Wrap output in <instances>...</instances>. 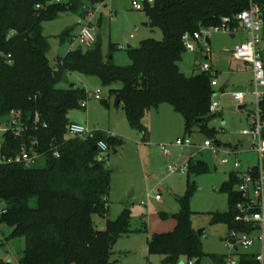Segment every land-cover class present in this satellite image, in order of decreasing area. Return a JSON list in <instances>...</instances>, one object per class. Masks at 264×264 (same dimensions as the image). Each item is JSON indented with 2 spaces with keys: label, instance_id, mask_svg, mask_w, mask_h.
I'll return each mask as SVG.
<instances>
[{
  "label": "trees",
  "instance_id": "16d2710c",
  "mask_svg": "<svg viewBox=\"0 0 264 264\" xmlns=\"http://www.w3.org/2000/svg\"><path fill=\"white\" fill-rule=\"evenodd\" d=\"M106 1L90 0L93 6ZM253 2L264 7V0ZM250 4L251 0H158L153 5L146 4L144 10L150 25L162 32L163 39H147L140 47L128 49V66L115 63L113 47L104 57L101 44L86 50L70 49L51 65V44L44 35V24L66 12L87 16L82 4L0 0V124L8 126L16 112L26 129L21 138L12 131L5 133L0 156L14 160L23 152L38 153L39 160H43L32 167L0 163V209L6 211L0 225L6 223L12 229L7 239L24 240L20 264H112L117 239L130 233L129 217L125 215L116 222L108 221L105 231L96 228L94 216L106 218L109 210L111 178L106 160H99L98 143L103 141L110 147L115 138L103 132H94L87 139L70 137L69 115L82 109L88 92L74 85L63 89L59 84L73 74L98 78L110 88V96L125 111L130 127L145 137L146 116L161 105H169L184 118L187 134L198 126L202 133L216 139L217 131L207 126L217 116L210 112L215 93L212 75L188 77L181 71L180 62L187 52L183 37L202 27L222 26L225 19L235 31L240 27L238 15ZM38 5L42 8L37 9ZM69 30L61 39L73 44L75 37L71 39ZM117 84L122 87L116 88ZM197 119L204 122L197 125ZM55 151L60 158L54 156ZM187 165L188 172L191 167ZM195 169L194 173L209 170L204 164ZM237 182L235 173L231 174L230 182L222 188L228 194L230 212L215 216L229 229L237 227ZM192 196L189 177L187 192L179 197L180 211L171 216L177 223L175 229L148 238V253L161 256L164 264H178L181 257L192 260L205 255L201 237L192 225ZM213 257L225 264L226 260ZM244 259L246 263H256L253 257Z\"/></svg>",
  "mask_w": 264,
  "mask_h": 264
},
{
  "label": "rangeland",
  "instance_id": "374dc122",
  "mask_svg": "<svg viewBox=\"0 0 264 264\" xmlns=\"http://www.w3.org/2000/svg\"><path fill=\"white\" fill-rule=\"evenodd\" d=\"M43 1L51 5L55 0ZM72 1L82 4L88 12L87 16L66 12L59 19L44 24V35L51 44L48 54L51 65H55L57 59L65 56L70 49H87L76 41V37L88 24L94 25L97 36L102 38L104 57L109 56L113 47L112 57L119 66L131 63L128 45L137 48L147 39H163L162 32L150 25L147 12L134 9V0H107L96 6L90 0H62L61 5H69ZM67 29H70L71 39L75 37L73 44L61 39ZM233 35L235 38H232ZM209 39V52L203 47L196 52L187 51L180 62V69L186 76L192 77L200 74L201 64L208 63L213 68L212 75L217 72L219 86L216 88V99L219 109L217 116L207 122L209 129L217 131L216 139L202 133L198 126L187 134L184 118L169 105H161L146 116L144 125L149 133L145 137L142 132L130 127L125 111L116 106L115 98L110 96V88L104 87L98 78L73 74L59 84L63 89L74 85L88 92L87 109L73 110L69 115L70 122L87 125L93 132H103L115 138L108 152L101 154L111 172L109 210L106 218L94 216L99 231L107 229L108 221L116 222L124 215L129 217L130 233L117 239L112 249V264H164L161 256L148 253V238L175 229L177 223L171 216L180 211L179 197L186 194L189 177L193 188L190 206L192 225L195 230H205L201 237L205 255L192 260L181 257L178 264H189L190 261L192 264H219L213 256L222 260L230 258L231 253L226 247L230 229L226 223L217 221L215 216L230 212L229 197L222 188L236 172L233 162H241L243 170L259 163V154L252 151V140L243 135L249 127L255 101L252 96V73L233 54L237 45L247 41L246 34L239 27L235 31L212 33ZM121 46L125 48L121 50ZM224 85L226 89L222 91ZM115 87L121 88L122 84ZM98 91L102 99L108 101L109 108L95 99L94 94ZM237 92L247 95L244 104L234 101L233 96ZM242 105L248 108L240 110ZM4 135L0 131V149L5 142ZM179 139L189 140L192 146H177ZM206 141H212L219 151L206 149ZM217 142L223 146L220 147ZM163 146L169 151L168 156L162 151ZM227 157L231 161L229 165L223 163ZM38 161L43 163V160ZM181 164H189L190 171L172 173L169 170L170 166ZM202 164L207 166L208 172L194 173L195 168ZM234 189L238 190L237 185ZM157 196L160 200L156 199ZM0 207L3 205L0 204ZM163 215L168 217L164 219ZM9 233L10 227L6 223L0 225V264H20L25 242L23 239H7ZM255 251H240L233 256V260L236 264H249L244 262V258L255 259Z\"/></svg>",
  "mask_w": 264,
  "mask_h": 264
},
{
  "label": "built area",
  "instance_id": "2783aa9c",
  "mask_svg": "<svg viewBox=\"0 0 264 264\" xmlns=\"http://www.w3.org/2000/svg\"><path fill=\"white\" fill-rule=\"evenodd\" d=\"M158 0H134L132 5L134 9L142 11L146 4L153 5ZM55 4H61L62 0H55ZM42 6L38 5L37 9H41ZM240 28L244 34L248 36V40L240 45H237L234 50V58L238 61H243L252 66L253 71V91L252 96L255 100V105L252 107L253 111L250 116V122L248 129L243 131V135L249 137L252 140V151L259 154V163L256 165H250L248 170L242 169V164L238 160L233 162V166L236 170L235 175L237 178V192L240 196V201L235 205V218L234 221L237 227L230 229L229 237L226 240V247L230 251V258L225 261V264H236L233 260V256L240 251L248 252L251 249H255V261L257 264H264V7L259 6L251 0L250 7L240 13L237 17ZM229 20L225 19L222 26L205 28L202 27L195 33H186L183 37V43L186 51L196 52L198 48L203 47L209 52L208 43L209 36L212 33L229 32L232 31ZM97 29L94 25L88 24L82 28L80 34L76 37V41L84 47L92 48L97 44ZM131 38H134L132 35ZM125 47L121 46L123 50ZM206 60H208L206 58ZM200 73L211 74L213 68L210 64L204 63L199 66ZM212 75V88L215 93L212 98L210 112L216 113L219 109V102L216 97V88L219 86L217 79V72ZM96 100H103L100 91L94 94ZM233 99L239 104H244L247 100V95L242 92L234 94ZM83 109H87V103L84 101L81 104ZM39 120H36V123ZM46 127V126H44ZM4 134L12 131L15 137L21 138L25 135L26 129L20 125L19 114L12 113V121L10 124L3 125L0 129ZM94 132L90 130L87 125H80L72 123L68 127V135L74 138L87 139L92 136ZM110 138H114V135H110ZM219 145V144H218ZM177 146L188 148L192 146L189 140H178ZM221 147V145H219ZM204 147L218 152L216 145L212 141H206ZM98 149L100 151L99 160H106L102 153H106L109 150L107 143L100 141L98 143ZM162 151L165 156L169 155V151L165 146L162 147ZM236 154V153H235ZM230 155V154H228ZM56 158H60L58 151L54 152ZM40 159L38 153L23 152L22 155L17 156L14 160H6L0 157V163H23L26 167H32ZM223 163L229 165L230 159L224 158ZM257 167L258 172H253V168ZM169 170L174 172H187L188 165H174L170 166ZM160 200V197H156ZM6 213L5 210L0 209V217ZM189 264H192L190 262Z\"/></svg>",
  "mask_w": 264,
  "mask_h": 264
},
{
  "label": "water",
  "instance_id": "95a60500",
  "mask_svg": "<svg viewBox=\"0 0 264 264\" xmlns=\"http://www.w3.org/2000/svg\"><path fill=\"white\" fill-rule=\"evenodd\" d=\"M207 41H208L209 44H211L210 39H208ZM101 43H102V38H101L100 35H98L97 36V44H101ZM130 48H131V46L129 45L128 49H130ZM111 59H112V57H111ZM221 90L224 91L225 90V86H223L221 88ZM100 103L105 108H109V104H108L107 100L103 99V100L100 101ZM245 108H246L245 106H240L239 107L240 110L245 109ZM203 122H204V119H197L196 120V124L197 125H201ZM253 172L257 173L258 172V168L257 167L253 168ZM130 196H133V194H131ZM196 232H197L198 236L202 237L204 235L205 230L204 229L203 230H196Z\"/></svg>",
  "mask_w": 264,
  "mask_h": 264
},
{
  "label": "crops",
  "instance_id": "0c3cea01",
  "mask_svg": "<svg viewBox=\"0 0 264 264\" xmlns=\"http://www.w3.org/2000/svg\"><path fill=\"white\" fill-rule=\"evenodd\" d=\"M146 27H147V25H146ZM82 30V29H81ZM81 32V31H80ZM263 33H264V31H263ZM80 34V33H79ZM247 36V35H246ZM232 38H235V36L233 35L232 36ZM133 39V38H132ZM247 40H248V36H247ZM129 46V45H128ZM263 46H264V43H263ZM206 58L208 59V55H206ZM245 63V62H244ZM245 65H246V67L248 68V69H250V71H251V73H252V79H251V85H253V71H252V66L250 65V64H248V63H245ZM225 86V89H226V85H224ZM254 99V98H253ZM247 101V100H246ZM255 101V100H254ZM242 106H245L246 108H248V106L247 105H242ZM245 108V109H246ZM148 129V128H147ZM148 133H149V131H148ZM236 151H237V149H236ZM234 174V173H233ZM12 233V229L10 228V233L8 234V236L10 235ZM8 236H6V237H8Z\"/></svg>",
  "mask_w": 264,
  "mask_h": 264
}]
</instances>
